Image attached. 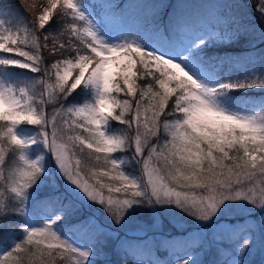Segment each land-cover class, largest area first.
<instances>
[{
    "label": "trees",
    "instance_id": "16d2710c",
    "mask_svg": "<svg viewBox=\"0 0 264 264\" xmlns=\"http://www.w3.org/2000/svg\"><path fill=\"white\" fill-rule=\"evenodd\" d=\"M82 1L91 7L94 17L101 23H109L112 19L122 23L123 27L119 36L125 46L133 45L138 47L136 43L139 41H146L149 38L157 39L159 37L167 38L168 43L172 45L176 43L177 35L183 34L181 28L187 24L189 25V21L192 20H189L190 18L188 17L187 23L182 24L180 29L179 27L177 28V24L174 25L172 11L174 12V8L176 9L177 7L176 0ZM47 3L48 0H0V39H2L3 35L12 33L13 38L18 39V41L25 40L24 43L19 45L24 51L30 54H39L40 56L39 62L34 63L26 57L0 51V75L8 85L14 86L19 93L27 94L31 105L38 112L45 111L46 114L52 115L72 104L94 102L91 88L83 82L71 91L61 90L55 86L56 79L51 65L56 62V58H52L50 51L52 45L55 43L73 44V47L65 49L69 56L65 54L57 57L63 60L65 58H74L77 50L81 54H92L88 44L93 41L91 37L86 35L82 38L81 34L85 28L86 21L72 9L61 6L63 0H61V5H58L57 9L53 11L51 20L46 22L43 28H40L37 18L40 11L47 6ZM225 3L231 7L234 14L232 30L230 31L229 29V32L239 35L241 37L240 42L232 41L223 45L217 42L216 37H214L200 44L195 49L194 54L198 61L205 62L213 69L222 70L231 80V87H226L215 95V100L221 107L231 110L258 107L263 111L261 119L264 120V13L258 8L263 5V0H225ZM73 25L80 31L73 33ZM171 29H174V31H171ZM33 37L36 38L35 42H33ZM4 42L7 43V41ZM45 43H47V47H44ZM7 60H19L22 63L33 64L38 70L5 63ZM150 67L159 76L155 66L150 65ZM134 70L136 72L134 77L136 96L127 95V86L123 84L122 79H117L121 87L125 89L123 92H114L117 101L129 99L134 105L135 100L139 98L140 90L146 89L149 83L154 84L151 76L142 74L144 72L142 65L137 63ZM77 72L78 69H74V73L69 79V84ZM237 73L244 77V82L239 81V78L235 75ZM48 83L53 86L54 95H52L53 92L52 94L48 93ZM172 87H176L175 83L172 84ZM153 90L162 91L155 84ZM179 94L180 90L177 88L169 96L165 103L164 111L160 114L157 136L150 139V144L156 145L158 150L166 142H169V146H171L173 133L185 130L178 129L175 126L177 119H184V114L176 111L175 101ZM50 97L52 99L49 101ZM156 102V100H149V97L145 96L142 115L144 114L143 109H147L146 114L151 116L152 108L150 105ZM120 111L121 108L116 107L114 114H119ZM132 114L125 112V118H130ZM63 115L66 118L67 115L71 116V113L67 114L66 111ZM165 121L168 122V129L164 127ZM5 123L0 121V127ZM16 126L35 128L37 124H30L24 121ZM107 130L123 140V145L119 149L107 155L112 160L116 156H127L130 158V162L123 166L124 169L141 176L142 167L140 160L138 162L135 159L137 156L134 149L135 124L130 126L119 120L108 118ZM3 141V143H0V148L4 150V162L0 164V246L9 247L10 252L13 251L16 245L26 241L28 235L26 227L28 225L32 226V216L37 219L42 228H50L59 237L58 240H44L39 249L32 247V252H35V256H32L31 252L27 255L20 253L19 256L14 253L13 256L7 258V264H17L18 259L20 264H90L87 261V254L81 255L84 252L80 248V244L85 240L80 237V234L89 235L93 245L103 255V258L97 260L98 264L104 263L108 257L112 264H136L138 258L130 254L117 251L110 255L109 251H111L113 243L108 236L104 237V234H98L92 228L87 230L81 228V232L78 234V227H81V220L86 214H84L82 208L78 206L75 200L67 196L61 187L60 180L52 174V169L49 168L46 171L48 174L40 171L37 175L42 178V181L45 180L42 185L37 187L39 180L35 178V181L28 187V190H33L32 194H34L30 204L32 205L37 201L34 204L36 208L30 209V205L24 201V198L20 194L13 192L12 189L16 187L15 184L19 180L21 170H30L29 166L20 159L21 153L27 160L33 161L37 154V146L24 143L23 147H19L13 145L10 138L7 137L3 138ZM90 152L94 153L95 149L89 150L84 146L83 151H81L78 141L75 142L72 148V155L75 153L73 156L81 161L82 171L86 174L85 178H88L89 169L98 168L95 156L90 155ZM147 153L148 150L145 149V156H147ZM99 155L103 157L105 154ZM229 155L243 156L244 153L242 150L237 153L235 149H232L229 151ZM154 161L162 169L161 174L165 175L167 170L163 168V162L156 161L155 157ZM102 162L103 160L100 163ZM225 163L229 164L231 161L225 160ZM20 179L25 181L27 178L20 176ZM242 179H244V187H250L251 183H255L258 180L264 181V176L260 175L257 169L251 182L244 177ZM93 181L90 180V182ZM210 182L212 181L205 178L200 181H193V186L190 189H178L206 194L208 192L205 189L195 185L197 183ZM137 197L138 200L143 201L142 203L145 206L144 215L146 217L143 215L142 218L151 219L146 195ZM43 215H51L56 221L53 223L47 222L44 220ZM261 216L258 215L261 221L260 228L264 231V215ZM259 234V230L243 229L236 237L227 241H219L205 255V264H264V237ZM41 238L39 234L33 237L34 241ZM62 242L78 251L72 254L65 247L63 252H55L54 249ZM50 244L53 245V249H48ZM48 251H53L52 257L47 255ZM194 251H196V248H189L187 253H173L162 263L156 262V264H177L178 258L184 259L188 253ZM160 254V256H163L166 251H161Z\"/></svg>",
    "mask_w": 264,
    "mask_h": 264
},
{
    "label": "snow or ice",
    "instance_id": "6c2138e0",
    "mask_svg": "<svg viewBox=\"0 0 264 264\" xmlns=\"http://www.w3.org/2000/svg\"><path fill=\"white\" fill-rule=\"evenodd\" d=\"M58 5H61V0H48L47 6L40 11L37 18L40 28H43L46 22L51 20L52 13ZM61 6L76 11L73 0H63ZM258 8L264 11V5H260ZM72 29L73 33L80 31L75 25L72 26ZM81 35L82 38L85 35L92 38L93 42L88 44L92 54H81L77 50L74 58L61 60L57 57L68 55L65 49L73 47V44L55 43L50 51L52 58H56V62L51 67L54 69L55 86L61 90H74L85 81L99 86L100 94L96 103L74 111L76 115L82 116L86 120L87 124L80 123L79 128L86 129L88 135L68 136L66 139L61 136L62 129L59 127L61 124L72 128L75 123L71 120V116L67 115L66 118L61 117L62 123L56 121L54 117L55 123L51 132H45L43 137L45 143L55 152L62 169L73 182L78 184L90 197L106 200L108 204L114 205L117 213L120 208L132 202L131 197L142 195L137 183L120 171L118 162L110 159V156L107 155L122 145L121 139L113 138L106 135L104 131H100V126L104 125L108 118H113L130 126L135 124L136 152L143 157L142 163L145 176H147V186L151 188L153 194L175 196L177 202L183 200L190 203L201 210L204 218H207L210 210L215 209L219 201L229 196L233 198L246 196L258 206L264 204V186L257 188L255 183H251L250 187H244V179H242L244 177L251 182L257 169L259 174L264 176V124L258 123L254 119L228 115L215 109L206 98L211 90L202 89L201 85L177 63L160 56H153L133 45L123 47L104 45L95 39V34L88 28H84ZM32 39L33 42L36 41L35 37ZM24 42V39L18 41L13 38L12 33H8L0 39V51L14 53L38 63L39 54H30L19 46ZM44 47H47V43ZM109 62L115 63L120 71L109 73L107 71ZM5 63L38 70L33 64L22 63L19 60H7ZM137 63L143 66L142 74L151 76L154 84L158 85L162 91H154V84L149 83L146 89L140 90L139 98L135 100L134 105L129 99L117 101L112 93L125 91L116 79L117 76L122 77L123 84L127 86V95L136 96L133 79L136 72L133 69L136 68ZM150 65L155 66L159 76L152 71ZM74 69H78V72L69 84V77L72 76ZM86 72H88L87 75ZM173 83H175V88L172 87ZM224 86L231 87L232 85ZM49 87L52 88V85ZM177 88L180 90V94L175 101L176 111L183 113L184 119H177L175 126L185 130L173 133L171 146H169V142H166L158 150L156 145L150 144V139L157 136L160 114L164 111L169 96ZM145 96L149 97V100L157 101L150 105L151 116L146 114L147 109H143L144 114L142 115ZM116 107L121 108L119 114H114ZM125 112L133 114L130 118H125ZM0 121L6 122L0 127V143H3V138L7 137L10 138L13 145L23 147L24 140L15 133V125L24 121L30 124H42L44 115L42 112H37L27 102L22 107L20 100L12 92H8L6 95L5 91L0 89ZM92 126H96L95 131ZM164 127L165 129L169 128L167 121H165ZM76 141L79 142L81 151L85 145L89 150L95 149L94 153L90 152L89 154L95 156L98 168L89 169L88 178H85L86 174L82 171L81 161L73 162L69 157ZM145 149L148 150L147 156H145ZM232 149H235L237 153L242 150L244 155L230 156L229 151ZM3 151V148H0V164L4 162ZM214 153L216 154L214 155ZM99 154L105 155L102 157ZM154 157L156 161L163 162V168L167 170L165 175H161L162 169L153 162ZM20 159L29 166L30 170H21V175L27 179L12 189L17 194L27 189L41 171L36 162L27 160L22 153ZM101 160H103L102 163H100ZM225 160H230L231 163L226 164ZM113 172L117 174L112 175ZM205 178L212 182L197 183L195 186L205 189L209 193L207 196L198 198L191 195L189 191L177 190L178 188L190 189L193 186V181ZM90 180H94V183H90ZM261 184L264 185V181ZM105 189H107V195ZM118 193L124 194V198L115 195ZM37 234L42 238L34 241L33 237ZM58 239L56 233L48 227L31 229L26 241L16 245L13 251L0 257V264H7V258L13 256L14 253L19 256L20 253L27 255L31 252L32 256H35L32 247L39 249L44 240ZM65 247L72 254L78 251L72 249L65 242H62L54 251L63 252ZM48 249H53V245H48ZM47 255L52 257L53 251H48ZM81 255H86V253H81ZM17 264H20L19 259Z\"/></svg>",
    "mask_w": 264,
    "mask_h": 264
},
{
    "label": "rangeland",
    "instance_id": "374dc122",
    "mask_svg": "<svg viewBox=\"0 0 264 264\" xmlns=\"http://www.w3.org/2000/svg\"><path fill=\"white\" fill-rule=\"evenodd\" d=\"M177 7L174 8L173 23L177 24V28L182 24L187 23L188 16L191 21L189 25L181 28L183 34L177 35L176 43L171 46L162 40L144 41L138 43L140 47L150 51L155 56H160L168 59L173 63H177L181 68L204 90H211L206 98L210 104L217 110L224 112L228 115H233L238 118L254 119L258 123L264 124L262 109L258 107H250L242 110H231L221 107L215 101V93H218L224 85H230L231 81L222 70H217L209 67L205 62L198 61L195 57L194 51L200 44L210 39L213 35L217 36V41L220 44H228L232 41L240 42L241 37L236 33L229 32L232 30L234 22V14L231 7L227 6L225 0H176ZM262 1V0H261ZM76 5V13L80 14L87 19V28L95 34V39L100 43L110 47H123L120 41L119 32L121 31V22L110 20L106 24L99 23L92 13L90 6L84 4L81 0H73ZM232 5V4H231ZM264 5V0H263ZM262 11V10H261ZM264 13V11H262ZM174 31V29H171ZM171 44V43H170ZM91 67V66H90ZM107 71L109 73H117L120 69L115 63L109 62ZM135 72V70L133 69ZM74 70L72 72V75ZM88 72H86V75ZM240 82H244V77L240 73L235 74ZM72 76L69 77V79ZM116 79H122L117 76ZM134 79V78H133ZM88 85L93 94L95 101L99 98V86L92 82H83ZM49 83L47 84L48 93L52 94V88ZM0 89L6 93L12 92L15 97L20 100L23 107L25 102H29L27 94H20L15 87L8 85L0 75ZM54 95V92L53 94ZM114 95V92L112 93ZM115 96V95H114ZM116 98V97H115ZM52 99L50 97L49 101ZM96 102H88L83 104H72L67 108L58 111L55 114L48 115L43 111L44 123L37 124L35 128L26 126H16L15 133L24 140L25 144H35L37 146V154L33 158L41 171H46L50 168L53 175L61 182V187L67 196L75 200L82 208L86 216L81 220V227H78V234L83 230L89 228L94 229L98 234H104V237H109L113 243L110 255L114 252H122L130 254L138 258L136 264H156L162 263L166 258L170 257L173 253H187L189 248H196V251L188 253L184 259L178 258L177 264H205V255L209 253L210 248L221 240H230L236 237L243 229L259 230V235L264 237V231L261 230V215H264V204L257 205L255 202L250 201L246 196L233 198L231 196L219 201L214 210H210L207 218H204L201 210L183 200L177 202L175 196H164L153 194L150 187L147 186V176H145L142 156L136 152L135 141L134 149L137 153L135 159L141 163V176L129 172L123 166L129 164L130 158L127 156H116L115 161L118 162L120 171H122L129 179L135 181L138 185L142 195H146L148 207L150 210V218H142L144 215L143 201L138 200V197H131V203L117 209L114 205L108 204L106 200L94 199L88 195L78 184L73 182L72 179L62 169L55 152L52 148L45 143L43 137L45 132H51L55 121L62 123L61 117L64 113L71 114V120L75 121L72 128L61 124L59 127L62 129L60 135L65 139L68 136L75 135H88L86 129H80L79 124L85 123L86 120L82 116L75 114V110L81 107H88L94 105ZM38 112V111H37ZM94 131L96 126H92ZM74 130V131H71ZM100 131H104L106 135L113 138H118L107 130V120L104 125L100 126ZM121 139V138H119ZM122 140V139H121ZM123 145V140H122ZM121 145V146H122ZM86 146V145H85ZM120 148V147H119ZM118 148V149H119ZM69 157L75 162L77 160L72 151ZM155 163V161H153ZM48 174V173H46ZM113 172L112 175H116ZM162 175V174H161ZM16 181L18 187L23 179ZM39 184L42 185V178L37 176ZM90 182V181H89ZM262 181L255 182L257 188L264 185ZM90 183H94L90 182ZM36 187V188H37ZM178 191H184L177 189ZM107 195V189L104 190ZM230 191V190H229ZM33 190L24 189L19 193L24 201L30 205L32 209L34 204H30L34 197ZM191 195L196 197H204L209 193H195L190 192ZM115 195L124 198V194L118 193ZM36 208V207H35ZM259 213V214H258ZM32 216V214H31ZM47 222H55L56 220L51 215H43ZM146 217V215H144ZM263 217V216H261ZM78 224V223H77ZM76 225V224H75ZM42 228L37 219L32 216V226L28 225L26 231L29 232L32 228ZM74 227V225H73ZM85 241L80 244V248L87 254L88 262L90 264H98L97 260L103 258L99 249L93 245V241L89 235H81ZM264 240V239H263ZM198 248V249H197ZM161 251H166V254L160 256ZM9 252V247L0 246V256ZM99 264H112L109 257L104 263Z\"/></svg>",
    "mask_w": 264,
    "mask_h": 264
}]
</instances>
